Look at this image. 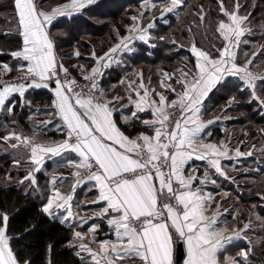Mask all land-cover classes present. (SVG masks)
I'll return each instance as SVG.
<instances>
[{
	"label": "snow or ice",
	"instance_id": "1",
	"mask_svg": "<svg viewBox=\"0 0 264 264\" xmlns=\"http://www.w3.org/2000/svg\"><path fill=\"white\" fill-rule=\"evenodd\" d=\"M95 3L97 0H67L45 11L37 0H14L21 46L9 54L18 61L19 75L6 80L4 77L13 68L7 63L0 66V110L11 113L16 97L21 106H30V101L24 100L29 89L50 90L53 100L49 114L58 117L59 123L54 127L63 136L61 140L42 142L36 132L25 136L13 130L0 137V142L12 149L23 148L27 154L26 160L14 161L16 167L22 163L28 165L19 183L28 181L36 186V174L50 160L72 169L68 192L61 191L57 184L58 179L62 184L67 178L52 177V188L42 211L50 218L63 212L60 222L74 225L69 246L76 249L75 255L81 264H252L250 249H241L239 258L227 255L230 245L244 239L250 223L242 228L228 227L221 220L228 210L222 212L221 208L229 194L207 191L208 184L217 185L210 171L230 179L222 164L223 160L234 158L230 153L234 151V156L239 158L251 156L252 152L233 150L230 141L205 142V136L210 133L205 134L204 130L215 120L201 118L208 94L232 76L243 81L252 100L264 109V98L256 91L258 82L264 85V74L250 68L260 52L253 53L243 64L237 62L241 43H247L242 38L252 32V13H241L247 0L244 3L231 0V8L225 0H217L223 18L215 27L214 35L221 42L220 48L212 45L218 54L216 57L198 48L193 40L189 50L195 57L194 70L178 69L179 75L159 73L163 77L159 88L172 94L171 99L151 85V78L145 81L142 71L133 72L131 80L120 81L125 85V95L109 97L99 86L103 70L119 63L114 54L131 51L130 44L135 41L148 44L153 39L149 30L155 23L142 26L143 11L131 17L134 23L128 27L129 34L120 37V43L103 56L97 57L95 50L92 51L95 65L91 69L73 65L79 68L86 84L81 85L58 59L55 41L50 35L54 20L70 19ZM144 3L148 5L145 11L158 9L163 18L169 13L179 15L178 9L184 0H166L160 5L153 0H144ZM206 15L201 5L195 13L201 24ZM187 31L191 33L192 29ZM170 42L177 43L174 39ZM243 54L247 57V52ZM73 55L79 58L81 53L77 50ZM173 79L179 90L171 83ZM125 99L127 103L121 104ZM125 109L130 111L126 113ZM145 113L147 116L142 115ZM51 123V120L44 121L42 127ZM137 124L142 128L135 133L125 130ZM193 161L206 162L209 169L199 175ZM85 185L88 191L96 193L90 203L100 205L90 216L73 209L76 189ZM216 195H221L223 200L216 201ZM89 220L104 222L114 239H97L100 227L97 223L78 230ZM8 221L9 216L0 212V264H30L13 250ZM48 251L51 252V245Z\"/></svg>",
	"mask_w": 264,
	"mask_h": 264
},
{
	"label": "crops",
	"instance_id": "2",
	"mask_svg": "<svg viewBox=\"0 0 264 264\" xmlns=\"http://www.w3.org/2000/svg\"><path fill=\"white\" fill-rule=\"evenodd\" d=\"M98 1H100V0H97V2ZM160 1L162 2L163 0H153V2L157 3V5H160ZM64 3L65 2L57 3V4L53 5L51 8L43 9V10L51 11L53 8H55L59 5H62ZM127 3H129L130 5H128L127 8L123 12H121V14L118 15L119 17H117V18L124 20L127 13L132 12L129 10H131V8L134 5L135 6H142V7H144V9H146L148 7V5H146L144 3V0H129V1H127ZM93 5H91V6H93ZM91 6H89V7H91ZM89 7H87V8H89ZM87 8H85V9H87ZM142 11H143L144 15H143V19H142L141 24H143L144 22H146L145 20H147V24L149 22L154 21L155 26H156V24H158L159 19L164 20L165 16H169L171 14V13H169V14L165 15L163 18H161L160 11L158 9L153 10V11H145V10H142ZM241 13L245 14V9H243L241 11ZM81 14H79V15H81ZM131 14H136L134 16H139L140 13L132 12ZM76 16H78V15H74L72 17H76ZM146 17L148 19H144ZM60 19H69V18L59 17V18L54 20L53 24ZM52 25H51V27H52ZM144 26H146V25H144ZM250 26L252 28V32L250 34H246V36L244 38H242V41L246 40L247 43H244V42L241 43L239 51L237 53V62L243 64L246 61V59L250 58L253 55V53L255 52L254 47L256 46V44H259V42H261L260 49H258L260 52V55L253 62V65L250 66L251 70L254 71L253 67L256 65L257 60L259 61L260 58L264 57L263 51H261L262 46H264V41H261V39H260V37L262 38V30L259 28V25H257V23L254 20L250 19ZM51 27H50V35L52 36ZM156 29L157 28L154 27V28L149 30V33L153 37V39L148 44H145L144 42H141V41H135L134 43L130 44V48L132 49L131 51H125L123 53L117 52L116 54H114L116 56V59L119 61V63H113L109 68L103 70L104 79H103L102 88L105 90V92L108 94L109 97H112L115 95H125V85L121 84L120 81L122 79H127V80L133 79L134 77L132 74L135 71H142L144 74L145 81H147L148 78H151V85L156 87L160 91H164V89L159 88V83H160L161 79H163V77L159 74L161 71L168 72V73L176 72V74L179 75L178 69H185V70L192 69V70H194L195 57L193 56V54L189 50L191 45L184 46L182 44H178V47L180 48L182 46V48H186V50H188V53L187 54L184 53L177 58L179 61L178 62L179 64L176 65L177 66L176 71H171V69H170V66H172L174 63L170 64L168 62H162L163 67L158 68V70L157 69L155 70V68H154L155 65L153 64L154 62L148 60L146 56L151 55V51L153 53L154 47H152V45H154V40L156 39L154 37L155 36L154 31ZM256 29H257L258 33L260 34L258 39L255 37ZM254 32H255V34H254ZM128 34H129L128 30L126 31L123 27L121 29L116 27L114 29V33L111 36V41L109 40L100 52H95L96 56L97 57L103 56L115 44L120 43V37L126 36ZM85 37H83V39H85ZM85 41L83 43V49L82 50H79V48L77 46L74 48H70L71 52L69 54V57H70V59H72L74 61V65H83L81 63H85V66L84 65L83 66L87 69H91L95 65V61L91 58L93 50L86 53L88 48L91 45L89 46V44L87 43V40H85ZM10 44H12V46H10ZM10 44L9 43L7 44V45H9L7 48H6V46H5V48L4 47L0 48V51H2L4 53V54L0 55V57L1 56H2V58L8 57L7 63H9V66L13 68V71L18 72L16 70L17 66H18V61L13 59V57L9 53L12 51L18 50L20 48L21 40L20 41L16 40L15 42H12ZM77 50L81 53L79 58H77L73 55V53ZM55 51H56V55H57L58 59H61L59 56V53L57 52L56 44H55ZM244 52H247V57L243 54ZM188 56H191V58L189 59ZM241 58H243V59L241 60ZM61 60L63 61L64 58H62ZM182 60H183V62H182ZM2 65H3V63L0 66H2ZM64 66H65V64H64ZM71 69L75 70V72L79 74V68L75 69V68H73V65H72ZM254 72L264 74V69L262 71H254ZM171 83H173V86L179 90V85L175 84L174 79H173V81H171ZM225 83H226V88L229 91H231V87H232L231 84H233V83L239 84L240 89L245 90V92H246V99H249V100L252 99L250 91L245 87L243 81H241L239 77H235V76L227 77L221 84H218L215 88H213L212 91L208 94L207 98L204 100L203 109L201 112V118L204 121L215 120V123L209 125L204 130L205 134L210 133V135L205 136V142H217L218 143V142L223 141L225 143H228L230 141L231 142L230 147L233 150H235L236 148H239L241 152L246 153V152L251 151L253 153V151H254L253 150V144L249 145V143L245 139L241 142H238L237 144H232V141L235 139V137H233L231 139H226L224 137L222 138V136H223V130H222L223 128L222 127L226 126L228 129L231 121H232V123H234L235 120H237V121L239 120V119H237V117H232V118L221 117L219 114H216V107L213 106L214 104H211L213 96L217 97V93H218L217 91L219 89H222V86ZM259 84L260 83L258 82L257 86H259ZM226 88H224V89H226ZM240 89L237 90V93L242 95V93L240 92ZM45 90H47V89H45ZM47 91L49 92L48 96L50 95L51 100H53V93L50 90H47ZM164 94L168 95L170 99L174 98L172 96V94H170L166 91H164ZM219 97H220V100H222V98H224L225 96L219 95ZM126 103H127V99H125L124 101L121 102V104H126ZM38 104H39V106L38 105L33 106V109L31 112L34 113V115H37L38 117H41V118L44 117V118L40 119V121H37L36 124H35V121H33V123L35 124L34 126L35 127L38 126L40 129L36 128L37 131L44 134L45 136H48L47 138H53V139L56 138L57 139V137L54 136V134H56V133H51V132H57L55 130L54 126L59 123L58 117L49 114L52 111V101L50 103H38ZM120 106L121 105H119V104L117 105L118 108ZM128 111H130V109H125L126 113ZM142 115L147 116V113L142 114ZM48 120H51L52 123L49 124L46 128L42 127V122L48 121ZM117 120L119 121V114H117ZM135 127L139 128V130L142 128V126L138 125V124ZM131 129H129V130H131ZM218 130L221 134L220 137L218 135ZM230 155H232L234 158L231 160L225 159L222 161L223 167L227 171V175L230 179H224L222 177L216 176L214 173H212L210 171V175H212L213 178L217 180V185L208 184L207 185V191H211L214 193L219 192V193H228L229 194L226 200H223V197L221 195H216V197H215L216 201L223 200L221 211L223 212L224 209L228 210V212L225 213V215H223L221 217V220L225 221L227 223L228 227L242 228L245 223H250V225H251L250 228L244 233V239H241V240L235 242L234 245H230L228 247L227 255L239 258L238 253L241 249H243V250H249L250 249L252 254L250 255L249 259L252 262V264H264V199H262V197H264V196H263V194H260L258 191H256L255 193L254 192L252 193L253 197L251 196L247 200V198H243L247 194H245V192H242L240 189H238L237 191L240 194V196H242V197H240L239 195L236 196L235 187L233 186V184L237 185L235 183V180H237L238 177H245V179L244 178L242 179L243 182H241L240 185H242V188H246V190H248L249 187L246 186L247 185L246 181L249 178L248 175H250L249 174L250 172L242 171L240 174H237V176H235V175L231 174L228 170L229 168L232 167L233 164H236V165H238L237 167H239L240 163L242 164V162H245V161H246V163H245L246 165L245 166L241 165L242 166V167L240 166L241 168L255 169V166L253 164L255 161H257L258 164L256 166V169H259V164H260L258 161L259 157L255 156V155H251V156H243V157L236 158L234 156V151L232 153H230ZM59 159L60 158H55V160H59ZM192 163L197 166V174H199V175H202L205 170L209 169V166L206 164V162L193 161ZM249 163L253 166H249ZM26 170H25V174H26ZM71 174H72V169L69 167L58 166L52 160L46 162L42 171L36 174L37 185L36 186L32 185V187H33L32 191H33L34 196L36 198H38V200L43 202V204L45 205L47 198L50 194L51 188H52L51 179L53 176L67 178L63 181L62 184H60V181L58 179L57 184L60 185L61 191H63V192L70 191ZM24 176H23V178H24ZM26 182H28V181H26ZM229 184H232V185H229ZM87 188H88V186L85 185L83 187H78L76 189L74 200H73V209H74V211H79L81 215H89L90 216L94 210H96L100 207V205H93L90 203L91 199L94 198L96 193L94 190L88 191ZM236 198L239 200H237ZM235 200L238 202H236ZM258 200H260L261 203H259L260 201L258 202ZM77 205H79L78 208H77ZM212 207H213V209L216 207L215 202L213 203ZM63 215H64V213L61 212V213H58L53 218H55L56 220H58L60 222L61 217ZM233 216H235L236 218L233 219L232 218ZM92 223H97L100 226L99 230L97 232V239H114V236H112L110 234L109 227L104 222L99 221V220H97V221L89 220L88 224H85L83 226V229H78V230L87 229L89 227V225ZM62 224L65 225L68 229H70V231L72 233L74 225L70 226L67 222L62 223ZM72 239H73V236H72Z\"/></svg>",
	"mask_w": 264,
	"mask_h": 264
},
{
	"label": "trees",
	"instance_id": "3",
	"mask_svg": "<svg viewBox=\"0 0 264 264\" xmlns=\"http://www.w3.org/2000/svg\"><path fill=\"white\" fill-rule=\"evenodd\" d=\"M127 1L129 0H100L93 6L83 10L81 15L72 17L71 19H60L55 22L51 27V34L54 38L57 52L59 53L62 50H68L78 45L83 46L85 39H82V37L87 35L88 37L92 36L94 38L101 37L98 43L106 45L109 40L111 41L112 32L108 28L104 30V25H107V23H102L110 20L111 17L120 15L130 5ZM206 1L198 5L195 4L197 7L195 6L193 8V12H188L187 8L191 4H194V0L191 2L190 0H184V5L178 9L179 15L176 13L170 14L166 17V20L159 22L160 25L156 26L157 29L154 31V35L156 36L154 40L155 47L153 48V53L151 51V55L146 57L148 60L153 61V64L157 68L163 67L162 62L172 64L180 55L188 53L186 48H179L178 44L185 45V40L192 36L187 29L191 28V25L195 26L194 21L196 25L201 27L200 30L202 31L203 37L204 35L208 36L205 38L212 47V44H214L212 34L215 33L216 23L223 17L219 13L217 0ZM249 1L251 0H247L248 3ZM241 2L244 3L245 0H241ZM262 2L264 1H256L252 17L256 16L257 19L255 18L256 20L254 21L260 26L262 36H264V18L261 19L259 14L261 9L264 10V4ZM225 3L232 6L231 0H225ZM248 3H246L245 7L249 5ZM201 5H203L207 13L204 24H201L194 13V11L196 13L199 12L197 10H200ZM211 5H213V8ZM15 13L14 0H0L1 48L4 46L7 48L9 46L7 45L8 43L10 44L16 40H21L17 34V17ZM12 28H15V30ZM194 28H191L192 31L195 30ZM210 29L212 30L210 31ZM171 30L172 32L170 33ZM200 30L196 31V34H201ZM58 31H64L67 36L60 37L59 34H56ZM161 36L167 39H159ZM65 39L68 40L66 43H57L58 40L65 41ZM173 39L177 42L176 44L170 42ZM87 43L89 46L91 45L89 42ZM219 47H221V42ZM68 69L76 74L71 68ZM231 86V91L233 92H237L240 89L237 83H233ZM222 88H226V83ZM33 91L29 93V96L32 94V97H30L32 99L37 98L35 96L37 94L42 100L44 99L43 97L48 98L47 100L37 101V103H50L52 101L50 95L48 96L49 92L47 90L33 89ZM240 92L242 93L240 96L245 100V107L251 109L252 115L250 118L253 119L252 121L260 125L264 124V112L261 113L255 108L257 105L256 101H246L245 90L240 89ZM15 103L13 113H18L21 110L20 107H16L20 103L18 97L15 98ZM22 121L25 126L28 125L24 120ZM125 130L129 133H135L139 128L133 127L131 130L125 128ZM218 135L219 137L221 135L219 130ZM54 136L57 137L55 134ZM260 136L262 137V134ZM8 156H10V152H6L2 157ZM11 164L12 162H9L8 159L4 162L5 167L0 170V212H4L9 216L8 234L12 237L11 245L13 250L17 252L22 261L29 260L30 264H48L49 259L51 260V264H81L80 259L75 255L76 249L69 246V242L72 239L70 229L55 218H50L45 215L42 211L44 206L43 202L38 200L32 192L24 189V183H7L6 180H13L15 175L8 169ZM258 172L260 175H264V164L259 165ZM256 178H259V176ZM49 245H51L50 253L48 251Z\"/></svg>",
	"mask_w": 264,
	"mask_h": 264
},
{
	"label": "rangeland",
	"instance_id": "4",
	"mask_svg": "<svg viewBox=\"0 0 264 264\" xmlns=\"http://www.w3.org/2000/svg\"><path fill=\"white\" fill-rule=\"evenodd\" d=\"M58 1V2H57ZM67 0H37V2L39 3V5L43 8V9H49L51 8L53 5L57 4V3H61V2H66ZM189 1V0H188ZM192 0H190L191 2ZM256 1L257 0H251L249 1V5L245 8H242L241 11L243 9H245V14L247 12H253V10L255 9L256 6ZM264 1V0H263ZM203 2H207L206 0H194V6L191 4L189 6V8H187L188 12H193V8ZM166 3V0H163L162 2L160 1V4ZM254 3V7L252 6ZM196 4V5H195ZM262 4H264V2H262ZM213 8V5H211ZM227 7L231 8L232 6H230V4H226ZM197 7V6H196ZM145 10L144 7L142 6H133L131 8V10L134 13H140V11ZM199 11V9L197 10ZM127 12V11H126ZM131 12V13H132ZM218 12V11H217ZM131 13H127L126 17L123 19H119L116 17H111L110 20L104 21L107 23V25H104L105 27L103 28L104 30L107 28L111 29L110 32H112V34L114 33V29L117 27L119 29H121L122 27L127 31L128 27L131 26L134 22L132 21L131 17L136 15V14H131ZM194 13H196V11H194ZM171 14H175V13H171ZM261 19L264 18V10H260L259 12ZM166 17H164V20H166ZM172 17V16H171ZM116 18V19H115ZM256 16L252 17L251 15V20H256L255 19ZM144 19H148L147 17ZM146 22H144L142 24V26L147 25V20H145ZM163 21V19H159L158 20V24H156V26L160 25L159 22ZM263 23V20H262ZM195 26L191 25V28L193 29V27H195L192 31V33H190V35H192L191 37H189V39L185 40V45H191V43L193 42V40L195 41L196 45L198 46V48H201L203 50L209 51L210 54L213 57H216L218 54L214 51V49L211 47L210 43L207 42V39L205 36L203 37L202 35V31L200 30L201 27H199L198 25L194 24ZM252 25V24H251ZM258 25V24H257ZM155 26V27H156ZM1 28V26H0ZM212 28V27H211ZM256 28V27H255ZM258 28V27H257ZM260 28V26H259ZM13 30H15V28H12ZM201 31V34L197 33L196 31ZM212 29H210L211 31ZM172 32V30L170 31V33ZM56 34H59L60 37H66V33L64 31H58ZM255 34V32H254ZM259 33L256 29V34L255 37L258 39L259 37ZM156 38V36H154ZM213 37V43L212 45H215L216 48H220V40H218L214 34H212ZM101 38V37H100ZM100 38H94L92 36L88 37V35L85 37V40H87V42H89L91 44V46L88 48L87 52L91 50H95V52H100L105 45H103L102 43L99 44V40H101ZM103 38V37H102ZM83 39V37H82ZM261 41H264V36H262V38L260 37ZM68 40L65 39V41H61L58 40L57 43L58 44H64L66 43ZM6 45V44H5ZM183 45V44H182ZM261 46V42H259V44H256V46L254 47V53L259 52L258 49H260ZM79 48V50L83 49V46H77ZM1 48V46H0ZM5 48V46H4ZM5 52V51H4ZM71 50H62L59 52V56L60 58H64L63 63L65 64V66L67 68H71L72 65H74V61L72 59H70L69 54H70ZM7 53V52H6ZM262 54V53H261ZM264 54V51H263ZM264 56V55H263ZM188 58L190 59L191 56H188ZM243 58H241L242 60ZM8 62V57H0V65L3 63H7ZM178 59H175V61L173 62L174 64L172 66H170L171 71H176L178 63ZM183 62V60H182ZM9 64V63H7ZM85 66V63H81ZM155 70L158 68L156 66H154ZM76 69V68H75ZM264 69V60H262V58H260V60H257L256 65L253 67L254 71H262ZM70 71V70H69ZM75 71V70H74ZM72 72V71H71ZM73 73V72H72ZM176 73V72H174ZM19 75V72L16 71H12L11 73H9L7 76H5L4 78H12ZM77 78L79 79H83L82 76H80L78 73L75 74ZM178 75V74H177ZM257 94L260 95L262 98H264V85L259 84V86H257ZM34 92L33 89H29L27 91V93L24 96V100L25 101H30V106L29 105H24L21 106V102L17 104L16 107H20L21 110H19L18 113H13L14 110L11 113H8L6 110H0V137H3L5 135H7L10 131L15 130L18 133H23L25 136H32L34 132H36L38 134L37 138L40 141H56V140H61L63 139V136L59 133V132H51V133H56L55 135H57V139L56 138H47L48 136H45L44 134L40 133L37 131V129H40L38 126L35 127L34 125L37 123V121H40V119H43L41 117H38L37 115H34V113H32V109L34 105H38L37 101H43V100H47V97H43L44 99L42 100V98H39V95H35L37 96V98H30L32 97V93ZM217 97L213 96L212 98V103L214 104L213 106L216 107V114H219L221 117H228V118H232V117H237V119H239L238 121L235 120L234 123H230L228 129L226 126L222 127L223 129V136L222 138H226V139H231L233 137H235V139L232 141V144H237L238 142L243 141L244 139L247 140V142L249 143V145H255V149H253V153L252 155L258 156L259 157V163L260 164H264V151H262V149H264V124L260 125L259 123H256L254 121H252L253 119H251V109H248L245 107V100L243 97L240 96L239 93L237 92H229V90H226L224 88L219 89L217 91ZM220 96H225L224 98H222V100H220ZM38 99V100H37ZM252 100V99H251ZM249 99H246V101H251ZM257 103V102H256ZM16 104V103H15ZM230 105V106H229ZM210 106V105H209ZM7 107V106H6ZM255 108L263 113L264 109H262L260 107V105L257 103V105L255 106ZM32 113V114H31ZM31 114V115H30ZM29 115V116H28ZM250 121H249V120ZM24 120L28 125L25 126L23 124ZM33 121H35V124L33 123ZM237 121V122H236ZM41 127V126H40ZM37 128V129H36ZM260 134H262V137L260 136ZM6 152H10V156L8 157H2ZM9 159V162H12V164L10 165V167L8 169H10V172L15 174L14 175V179L13 180H9L7 179V183L10 182H19L21 180H23V176L25 175V170L27 169V164L22 163V165L20 167H16L14 165V161L17 159H20L22 161L27 159V154L25 153V150L23 148H19V149H12L11 147H9L7 144L0 142V170H2L5 166H4V162H6ZM245 162H242V164L240 163V166H245L246 164ZM257 161L254 162V166L255 169H251V168H241L240 166L237 167L238 165L233 164L231 168H229V172L235 176H237V174H240L242 171H247L250 172L248 175V179L246 181L247 185L249 187L248 190H246V188H242V185H240L242 181V179L245 177H238L237 180H235V183L238 185H234L235 187V194L236 196L240 194L238 193V189H240L242 192H245V195L243 198H247V200L252 196V193L258 191L260 194H263L264 196V175L263 174H259V169H256L257 166ZM259 164V165H260ZM249 163V166H253ZM259 176V178H256ZM1 178V177H0ZM232 185V184H229ZM24 189L29 190L30 192L33 193V187L31 184H29V182H24ZM248 192V193H247ZM242 197V196H240ZM253 197V196H252ZM237 199V198H236ZM239 200V199H237ZM236 201V200H235ZM260 200H258L259 202ZM238 202V201H236ZM261 203V201L259 202Z\"/></svg>",
	"mask_w": 264,
	"mask_h": 264
},
{
	"label": "built area",
	"instance_id": "5",
	"mask_svg": "<svg viewBox=\"0 0 264 264\" xmlns=\"http://www.w3.org/2000/svg\"><path fill=\"white\" fill-rule=\"evenodd\" d=\"M70 73H71V75H72L73 77H75V78L79 81V83H80L81 85L87 83V82L84 81L83 79H79V78H77L76 75H75L74 73H72L71 71H70ZM16 77H18V75L15 76V77H12V78H6V80H13V79L16 78ZM103 79H104V77H103L102 79H100V81H99V86H100L101 88H102V84H103ZM17 82H23V81H17Z\"/></svg>",
	"mask_w": 264,
	"mask_h": 264
}]
</instances>
